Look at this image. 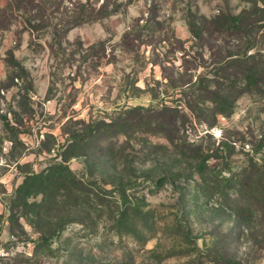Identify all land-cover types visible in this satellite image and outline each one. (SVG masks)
<instances>
[{"label":"rangeland","instance_id":"374dc122","mask_svg":"<svg viewBox=\"0 0 264 264\" xmlns=\"http://www.w3.org/2000/svg\"><path fill=\"white\" fill-rule=\"evenodd\" d=\"M0 264H264V0H0Z\"/></svg>","mask_w":264,"mask_h":264},{"label":"trees","instance_id":"16d2710c","mask_svg":"<svg viewBox=\"0 0 264 264\" xmlns=\"http://www.w3.org/2000/svg\"><path fill=\"white\" fill-rule=\"evenodd\" d=\"M85 8H89L88 5H76L75 6V11L73 13V18H72V22H69L67 24V28L70 29V28H74V27H77L81 24H84V23H92V22H95V21H100V20H103L105 18H108L110 17L116 10L113 8L112 10L111 9H108L107 8V5L105 4H102L97 10H89V11H86ZM227 18H225L226 20ZM229 22L231 21L232 23H234L235 25L238 23V19L235 18V17H229ZM227 19V20H228ZM216 21H219V19H216ZM215 21L211 20L210 21V24H214ZM191 27V25H190ZM194 37H198L196 33L193 34ZM247 79V78H246ZM249 79V77H248ZM221 102V101H219ZM226 102V98L224 99V103ZM223 103V105H224ZM222 104V103H221ZM166 108V107H165ZM226 109V108H225ZM219 114H222V115H225L226 113L229 114L230 112H226L227 110H217ZM226 112V113H225ZM95 122L93 123L92 122V125H94ZM104 126L106 128H108L111 133V135L107 134V132L105 133V139H110L109 137H116L118 135V133H120L118 131V128L119 126H121V123L120 122H115V120H110L109 123L107 124H104ZM93 127V126H92ZM90 127V128H92ZM89 128V130H90ZM94 129L93 132H97L99 131V129L97 128V125L94 126ZM162 132L160 133H163V130H161ZM43 177V174L41 175H36V174H32L30 176H26L25 177V180L22 184V186L20 187L21 189H24V194L27 195V193L33 191L34 189H43L42 191L44 190H47V189H51L52 185H53V182L55 180H49V182H46L42 179ZM29 182H31V185L30 187L28 186ZM63 184V182H62ZM72 185H75L74 183H72ZM70 185V189L67 190L69 193H71L72 189L73 188H76V186H73ZM62 186V185H61ZM80 191V188L79 189H73V191ZM70 196H72L70 194ZM88 197V196H87ZM62 221H60L58 223V225L56 226V228L54 230H51L47 236H43L39 239V241L42 243V244H45L47 241H49L55 234L58 233V231H60L63 227L62 225Z\"/></svg>","mask_w":264,"mask_h":264}]
</instances>
